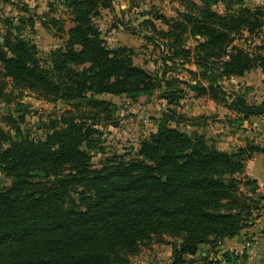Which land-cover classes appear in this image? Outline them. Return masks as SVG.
Instances as JSON below:
<instances>
[{
	"label": "trees",
	"instance_id": "16d2710c",
	"mask_svg": "<svg viewBox=\"0 0 264 264\" xmlns=\"http://www.w3.org/2000/svg\"><path fill=\"white\" fill-rule=\"evenodd\" d=\"M176 1L187 8L177 17L153 13L166 28L142 21L154 30L147 38L162 43V58L196 65L199 78L188 86L197 96L236 111L238 120L228 121L241 124L264 116V99L249 102L221 83L256 68L264 73V52L251 54L232 45L244 30L264 28V6L225 0L226 12L220 13L213 4L221 0ZM66 3L74 25L64 45L50 50L49 61L42 63L35 43L22 35L7 31L0 40V71L15 88L72 105L47 126L43 138L23 133L25 114L3 117L16 124L14 135L0 127V172L12 180L0 187V264H134L131 257L141 244L164 235L178 240L170 264H193L186 255L205 245L216 250L224 239L242 234L264 210V192L246 177L248 193L242 191L240 175L246 161L264 148L248 140L227 151L201 123L183 129L185 116L171 107L184 98L179 82L185 81L137 64L126 45L106 44L94 17L102 8L113 11V0ZM189 37L197 39L194 47L186 45ZM157 91L168 109L157 119L156 131L142 138L131 156L114 152L95 165L92 151L106 152L97 125L118 124L111 115L117 105L98 95L135 100ZM23 106L16 103V110ZM242 257L247 254L227 250L217 263L208 250L201 253L203 264H247Z\"/></svg>",
	"mask_w": 264,
	"mask_h": 264
},
{
	"label": "rangeland",
	"instance_id": "374dc122",
	"mask_svg": "<svg viewBox=\"0 0 264 264\" xmlns=\"http://www.w3.org/2000/svg\"><path fill=\"white\" fill-rule=\"evenodd\" d=\"M194 1L201 3L200 0ZM243 2L249 7L264 6V0H243ZM213 9L225 13V0L213 4ZM184 10L186 11L187 8L176 0H113V11L102 8L94 20L100 27L109 48L126 45L134 51V60L137 64L156 73L165 71L167 76L185 81V83L179 82V85L185 89L184 98L177 105L171 107L178 114L185 116L181 121L183 129L188 128L187 124L201 123L218 147L227 151H234L248 140L264 143V117H252L241 124L239 121L235 123L228 121L234 118L238 120L236 111L217 104L207 96H197L196 92L188 86V83H194L196 78H199L197 66L192 62L174 64L164 60L162 58V43L158 44L147 38V35L154 34V30L149 25L142 24L144 19H151L158 27L166 28V25L153 17V13L159 12L168 17H177ZM29 18L33 19V25ZM52 18L57 22L53 24ZM46 21L49 23L48 27L44 26ZM73 25V16L66 0H0V40H3L7 31L16 36L22 35L25 39L35 43L42 63L49 61L48 54L51 49L64 45L66 32ZM249 39H251L250 42ZM164 43L167 51V44ZM196 44L197 39L189 37L186 45L194 47ZM232 45L251 54L264 52V28L253 33L244 30L241 35L236 36ZM203 82L206 80L203 79ZM221 83L228 93L245 94L249 102L259 103L264 99V73L260 68L241 77L222 79ZM0 87H2L0 127L12 135L15 133L13 125L16 123L15 121L7 122L3 118L4 116L12 115L18 118L19 113L25 114L24 121L20 123L23 133L29 132L31 137L43 138L48 131L47 126L72 108V105L65 100L48 99L34 91L15 88L11 78L5 77L1 71ZM98 98L113 100L117 105L111 115L116 117L118 124L115 125L113 120H107L97 125L102 131L106 150L105 154L97 150L92 151L93 162L97 166L102 157L114 152L131 156L139 147L141 139L156 131L157 119L168 109L166 101L160 98L158 91L152 97L142 96L135 100L125 95L113 96L111 94H101L98 95ZM16 103L24 104L20 112L16 110ZM190 127L194 128L195 126ZM240 177L244 178L241 189L248 193L249 185H244V175H240ZM11 181V178L0 172V187L10 185ZM257 215L256 213L254 217H258ZM253 224L254 221L242 234L230 240L224 239L223 244L226 245L218 246L217 251L208 249L209 246L205 245L196 255H186L185 258L187 261L195 259L193 264H203L201 253L203 250H208L210 259L221 263L224 251L235 250L240 255H243L244 252L247 254V259L242 257L240 261H246L247 264H261L254 255L257 250L252 252L249 249L250 245L259 241V239H255L256 233L258 234L257 229H251ZM259 232L261 234L258 237H262V230ZM177 241V238L170 235H164L161 241L151 239L141 244L138 253L131 259L134 264H170L174 259L173 243Z\"/></svg>",
	"mask_w": 264,
	"mask_h": 264
},
{
	"label": "crops",
	"instance_id": "0c3cea01",
	"mask_svg": "<svg viewBox=\"0 0 264 264\" xmlns=\"http://www.w3.org/2000/svg\"><path fill=\"white\" fill-rule=\"evenodd\" d=\"M263 117L264 116H261V118ZM256 142L264 148V143H261L259 141ZM243 175L247 179L255 180L259 184V190L261 192H264L263 191L264 190V152L255 153L251 158H249L246 161L245 172ZM257 216L258 217L255 218L254 224L251 229L254 230L257 229L256 231H258V234L256 233L255 239L256 240L259 239V241L255 242V244H252L253 248L251 251L255 252V249L257 250L254 255L257 259H259L260 263L263 264L264 263V210H261ZM260 230H262L263 232L262 237H258L259 234H261L259 232ZM230 239L231 238H227V240ZM225 245L226 244H222V247H224Z\"/></svg>",
	"mask_w": 264,
	"mask_h": 264
},
{
	"label": "built area",
	"instance_id": "2783aa9c",
	"mask_svg": "<svg viewBox=\"0 0 264 264\" xmlns=\"http://www.w3.org/2000/svg\"><path fill=\"white\" fill-rule=\"evenodd\" d=\"M248 41L250 42V41H251V39H249ZM263 191H264V190H263ZM252 248H253V247H252V245H250V248H249V249H251V250H252Z\"/></svg>",
	"mask_w": 264,
	"mask_h": 264
}]
</instances>
